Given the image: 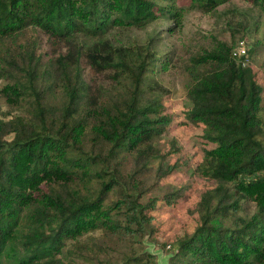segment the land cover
<instances>
[{"label":"trees","instance_id":"1","mask_svg":"<svg viewBox=\"0 0 264 264\" xmlns=\"http://www.w3.org/2000/svg\"><path fill=\"white\" fill-rule=\"evenodd\" d=\"M242 2L0 0V96L8 107L0 112V264L98 259L108 242L80 238L96 229L117 248L143 242L146 210L179 195L146 197L172 170L162 163L170 150L153 143L172 120L159 74L176 53L167 37L191 9L222 18L228 38L209 34L182 65L185 117L202 123L213 144L195 171L211 186L195 202L193 231L171 243L168 264H264L262 85L244 54L232 51L238 37L258 32L264 0ZM157 15L169 24L144 41L121 38ZM76 178L98 185L83 192ZM155 257L132 251L105 262L156 264Z\"/></svg>","mask_w":264,"mask_h":264},{"label":"rangeland","instance_id":"2","mask_svg":"<svg viewBox=\"0 0 264 264\" xmlns=\"http://www.w3.org/2000/svg\"><path fill=\"white\" fill-rule=\"evenodd\" d=\"M188 2L189 0H178L179 4L185 6L188 5ZM229 3L239 6L243 5L242 0H229ZM260 20L258 32L251 36L238 37L233 43L232 51L238 54V44L241 40H244V63L251 66L257 81L262 85V112L264 114V15ZM222 22V18L201 15L198 10L191 9L184 15L182 23L176 26L167 37L169 49H175L176 53L170 68L164 72V76L163 73L159 74V76L163 77L164 84L170 90L164 96V105L165 111L171 114L172 120L163 127V130L153 140V143L157 144L162 151L170 150L162 163L165 168L172 170L160 179L158 185L154 187V191L151 189V192L146 194V197L168 191H179V195L171 204L158 199L153 208L146 210L150 220L147 237L143 239V242L129 241L127 245H120L117 248L116 244L111 243L99 229L84 233L80 238L96 236L104 243L108 242L111 250L107 253H100L98 259H95L94 255L89 253L92 261L88 260V263L80 260L81 264H107L106 260L114 262L122 257L125 259V256L132 251L141 252L143 250L149 251L156 256V264H168L171 243L176 237L193 231L197 222V214L193 211L195 202L198 200L200 192L211 186V182L200 176L195 171V167L201 161L204 149L212 147L213 144L204 138V126L202 123H192L185 117L187 109L185 99L186 78L181 71L182 65L187 61L188 57L208 43L207 37L209 34H214L220 38H228V33L225 31ZM168 24L169 20L166 16L157 15L145 28L135 27L126 31L121 38L133 43L144 41L145 35L153 29L165 27ZM47 49V44L43 43L40 50L45 53ZM248 49L249 51L251 50V54L249 53L247 57ZM83 65L85 66V74L88 76L87 80L91 81L95 74L93 75L87 64L85 65L83 62ZM1 84L0 82V87ZM7 110L8 107L0 96V112ZM129 166V156H126V160L123 162L124 172H126V169L128 171ZM86 172L91 174L90 172H94V170L90 167ZM149 172L154 175L155 167H152ZM75 181L79 183L78 178ZM74 182L71 183V186L77 188ZM97 185L98 180L93 179L87 183H79L81 188L79 190L83 192L94 190ZM68 258L69 255L63 259L64 262H67Z\"/></svg>","mask_w":264,"mask_h":264},{"label":"built area","instance_id":"3","mask_svg":"<svg viewBox=\"0 0 264 264\" xmlns=\"http://www.w3.org/2000/svg\"><path fill=\"white\" fill-rule=\"evenodd\" d=\"M238 54H244L245 53V42L244 40H241L237 47ZM236 53V52H234Z\"/></svg>","mask_w":264,"mask_h":264}]
</instances>
